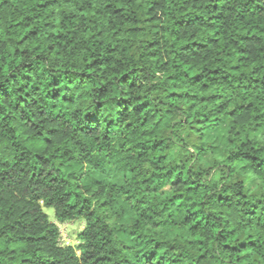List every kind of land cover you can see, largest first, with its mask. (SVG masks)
<instances>
[{
	"label": "clouds",
	"instance_id": "clouds-1",
	"mask_svg": "<svg viewBox=\"0 0 264 264\" xmlns=\"http://www.w3.org/2000/svg\"><path fill=\"white\" fill-rule=\"evenodd\" d=\"M181 2L182 0H175L176 7H172L171 2L166 4L165 0H160L162 7L158 8L154 15L160 16V23L164 24L166 21L163 19V8L167 7L168 12L176 14ZM211 2L220 3L222 6L220 11L225 13L227 25L222 26L223 21H217L215 25L216 28H220L224 32L222 39L225 44L229 40L239 41L237 32L243 33L249 25L264 24V13L258 16L250 13L246 20L242 22L239 20L241 7L246 0H200L198 10L201 14H205L204 5ZM107 3H111L113 9L105 8ZM152 3L153 0H52L51 7L46 3L44 9L36 8V13L39 15H34V19L36 24L40 26L47 20H52L55 23L56 18H67V23L63 26L62 37L65 42L60 44L59 50H56L58 38L56 35H49L56 29H60L61 25L57 24L56 29L51 27L42 29L40 36L36 38L37 42L43 45L38 59L37 48L33 47L31 43L32 38L30 37L29 42L22 44L21 32L9 29L7 23L0 19V69H3V65L9 56H14L16 48L22 50L28 48L29 51L23 53V59L25 62L32 60L34 63L33 72L29 73L33 76L31 83L40 82L44 85L42 93H47L51 91L47 87L48 81L57 78L62 81L59 88L65 94L64 100L75 98L74 103L68 104L60 99L54 101L57 107L49 110L53 113L66 114L64 119L56 124L45 123L39 130L45 135L48 134L47 129L49 127L62 130L53 137L57 142V148L60 151L66 147L73 148L71 155L76 158L77 163L81 164L79 171L83 172L87 179H75L76 173H73V176L65 177L67 183L59 180L54 182L46 171L43 176L39 177V180L42 181L39 185L29 184V181H25V186L36 188V192L39 194L38 199L32 202V206L37 209L36 216L45 210V205L55 211L56 208L53 205H57V201L62 198V203L57 205L59 210L63 211L70 203L76 204V209L71 210L73 213L83 207L81 215L86 218V228L89 233H94V235H88L76 241L82 245L78 250L67 249L55 237L50 239L47 246L41 248L40 251L49 255L59 253L60 264H84L82 255L86 251H91L98 243L102 244L107 238L112 240L108 247L118 250L114 256V261L125 264L123 258L133 260L134 253L142 243L147 247H152L156 242L154 237L164 241L156 258L158 264H240L238 260H235L230 253L223 249L225 242L239 244V240H221L217 237L216 232L223 229L226 238L234 232H239L240 239H245L243 230L246 225L242 217L257 201L260 204L256 215L264 218V164L257 168L255 162L243 157L239 158L237 162L227 158L230 152L257 153V149H259L258 154L264 156V90L257 92L251 90L237 91L233 93L232 97H227L226 99H234L236 96H244L245 98L251 96L255 104V113L244 115L237 123H233V119L228 118L226 113L223 114L222 124L212 119L213 128L219 126L230 129V131L225 132L223 138L212 141L204 139L207 134L206 128L196 130L195 121L191 124H174L187 111V107L181 105L176 110L180 115L174 112L173 116L166 120L163 128L157 125L156 129L148 130H158L156 139L164 140L167 146L164 149L166 152L164 160L161 162L155 152H149L145 157L146 162L136 161L135 171L132 176H129L130 160L136 156L137 137L131 135L130 128L125 127L127 121L117 119L116 103L113 96L123 94L135 97L136 95H143L153 99V102L155 99H166V90L172 87V83L166 81L163 71L160 70L161 63L165 59L168 60V64L164 67L174 72V78H178L176 79L177 86H181L182 82L186 83V78L183 75L185 61H178L172 55L173 52H179V42L176 41V37L171 35L166 38L153 36L151 33L153 25L151 23L144 25V17ZM256 4L264 5V0H251L250 9L254 8ZM116 6L122 7L123 13L113 14ZM9 10L17 15H23V12L20 11V5L14 0H0V18L8 17ZM213 14L210 10L207 13V15ZM134 16H139L140 23L148 30L145 33L148 39L161 40L158 48L152 49L158 53L156 60L137 58L140 51H144L147 55V50L137 47V45L142 46L146 42L145 40H135L124 36L113 37L112 34L117 27L123 31L124 18L127 17L131 20ZM167 23L170 25V21ZM89 27H91V34L88 32ZM101 30L102 34L96 37L94 34L101 32ZM192 32H200L203 36L213 34V31L206 28H193ZM257 35H262V33L258 31ZM181 39L186 40L188 37L185 36ZM106 40L108 41L106 47L119 46L118 50L112 53L114 59L102 66H96L91 77L82 75V73H87L91 66L88 57L95 58L98 56L102 42ZM48 44L52 46L51 49L47 47ZM242 46L247 47L248 45L242 42L236 44L237 48ZM124 48L127 51L119 50ZM252 48L254 55L250 56L249 60L254 59V62L245 65L248 69V75L252 74L253 68L259 70L264 66V53L260 52V49L264 48V36H262L260 43L258 45L253 44ZM229 50L233 54L235 53V49ZM255 53H259V55H255ZM216 57L217 51L214 47L211 52L201 54L199 57L189 56L187 62L193 68H199L201 72L205 71V66L208 68L217 66L227 68L236 62V60H231L227 64L218 65ZM15 63V59H13L9 70L18 71L17 79L20 84L27 83L21 79L24 70H17ZM132 66H136V72H129V75L138 77V83L142 84V88L129 89L119 82L118 75L116 78L113 76V74H120L129 70ZM142 68L143 71H141ZM2 78L3 76L0 75V79ZM247 82L245 80V83ZM100 84L109 86V93L103 97L104 104L101 111L105 117L116 121L115 134L109 140L103 139V125H101L99 132L90 136H85L77 128V122H83V113L89 111V105L101 99L96 91ZM150 85L152 88L149 87ZM14 86L18 87L19 85ZM198 87H182L181 90L197 92ZM203 111L207 112L208 109L204 108ZM6 114L7 112L0 113V162L7 160L9 162L7 167L11 168L14 157L19 158L20 151L32 146L35 136L31 130L23 128L20 129L19 137H15L14 134H7L3 127V115ZM130 119L133 121V127L139 123L135 115L131 116ZM37 123H39V118H37ZM155 123L153 120L154 125ZM257 123L260 124V128L254 131ZM10 126L13 128L20 127L16 121H12ZM25 132H27V136H25ZM13 139H18L22 147H13ZM145 143L150 145L152 141L148 140ZM121 144L126 146L125 155L122 158L112 159L114 152L121 150ZM161 163L165 169L171 168L175 171L179 167L181 175L189 184L193 181L203 182L209 186L211 193H222L230 198L228 204L224 206L215 203L214 197L210 196L208 192L197 198L205 201L201 209L202 216L212 219L213 222L212 226L208 228L203 227V224L201 225L200 233L204 238V248L209 250L203 261L198 259L202 250L199 247V242L192 239L189 226L183 222V216L188 214L189 209L196 206V202L190 199L192 194L186 189H176L177 193L184 192V196L181 197L183 205L178 208L176 200L171 198L172 190L169 187L171 179L174 177L168 178L167 185L157 184L155 192L152 191L151 187L147 191L141 187ZM23 166L24 163L22 162L20 167ZM55 167V164L50 165V168ZM4 170L5 167L0 164V172ZM53 174L60 175V173ZM35 179L29 178L30 181ZM122 185L123 187H121ZM77 192L79 196L76 195ZM85 197H87V203ZM141 197L143 199H140ZM105 200L108 201L107 204L104 203ZM244 200H247L248 204L245 205ZM121 201L124 203L121 204L120 211H117L114 205ZM124 211H129L131 215L125 218ZM89 212H91L90 216L87 215ZM168 212L172 213L171 217L167 215ZM209 213H213V216L209 217ZM140 214H143L145 223H177L179 235L172 238L165 237L163 235L164 228H161L160 233H153L151 236L139 234L137 228ZM133 217H137L135 222H133ZM252 219L255 221L256 217H252ZM40 223L43 230L47 231L48 225L43 218H41ZM168 231H176V228L170 227ZM8 235L11 233H0V264H19L23 256L31 257L28 264H37L34 255L36 249L30 247L21 251L18 247L17 252H11L6 244ZM181 236H186V238L180 239ZM253 237H258L256 249L255 251L249 249L248 255L244 259L248 261V264H264V229H255ZM125 244L130 247L125 249L123 247ZM173 244H176L177 247L173 248ZM180 253L183 255L181 256ZM65 255H72L73 258L64 261Z\"/></svg>",
	"mask_w": 264,
	"mask_h": 264
},
{
	"label": "trees",
	"instance_id": "trees-1",
	"mask_svg": "<svg viewBox=\"0 0 264 264\" xmlns=\"http://www.w3.org/2000/svg\"><path fill=\"white\" fill-rule=\"evenodd\" d=\"M14 2L20 5V11L23 15H17L9 10L8 17H3L5 23L9 29H14L22 34L21 43L29 42L31 37V43L33 47L37 48V59L39 58L43 45L39 44L36 40L41 34L42 29H47L49 27L56 29V25H61L60 29H56L55 32L49 33V35H56L58 38L57 48L59 50L60 44L65 41L63 37V26L67 23V18L60 19L56 18L55 23L52 20H47L38 26L34 19V15H39L36 13V8L44 9L45 4L51 7L52 0H14ZM171 2L172 7H176L175 0H165V3ZM251 0H246V2L241 7L239 14V20L242 22L248 18L251 13L258 16L264 13V5L256 4L254 8L250 9L249 5ZM35 5V7H33ZM200 6V0H182L179 4L176 14L168 12L167 7L163 8V19L166 21L164 24L160 23V16L154 15L158 8H161L160 0H153V3L148 7L147 14L144 17V25L151 23L153 28L151 33L153 36L167 37L175 36L178 43L179 52H173L172 55L178 61H185L183 64L184 68V78H186V83L182 82L181 86H177L176 79L174 78V72L170 71L169 68L164 67L168 64V60L165 59L161 63V69L163 71L166 81L172 83V87L166 90V99H153L146 98L143 95H136L135 97L130 95H118L113 96L116 103V117L118 120L127 121L125 124L126 128L131 129V135L137 137L136 142V156L130 160L131 167L129 169V176H132L135 171V164L137 160L141 163L146 162L145 157L149 152H155L157 158L161 162L166 157V152L164 149L167 147L164 140L156 139L158 134L157 131H148L149 129H156L159 125L163 128L166 120L171 118L175 114L180 115L176 110L180 108L181 105L187 107V111L183 113L180 119L176 120L174 124L179 123H189L191 124L195 121V128L199 131L201 128H206L207 134L204 136L206 140L208 135L222 127L213 128L211 120L223 123V114L226 113L228 118L233 119V123H237L246 114L255 113V104L251 96L245 98L244 96H236L234 99H226L227 97H232L233 93L237 91H248L257 92L259 90H264V66L259 70L253 68L252 74L248 75V69L245 65L250 62V56H253V44H259L262 36H264V24L258 26L249 25L248 29L243 33L237 32L239 36V41L229 40L227 44L224 43L222 37L224 32L220 28H216L217 21H223L222 26L227 25V20L225 19V13L220 11L221 4L218 2L206 3L205 14H201L198 10ZM105 8L113 9L111 3L105 4ZM135 10V9H133ZM214 13L213 15H207L208 11ZM124 9L120 6H116L113 14L123 13ZM32 13V14H29ZM43 19V17H40ZM170 21L169 23H167ZM91 23V21H90ZM144 25L140 23V17L134 16L129 20L127 17L124 18V29L121 31L119 27L113 32V37L124 36L127 38H132L135 40H145L146 42L141 46L137 45L138 48H143L147 50V55L144 51H140L138 55L139 58L145 60H156L158 58V53L152 51V49H157L161 44L160 39H148L145 35L148 31ZM193 28L197 29H208L213 31L212 35L203 36L200 32H192ZM260 31L262 35H257ZM89 34H91V27L88 29ZM101 32H96L94 35L99 37ZM188 37L186 40H182V37ZM199 36V38H197ZM238 42H242L247 47H236ZM114 43V42H113ZM108 41L102 42L101 51L98 56L92 58L88 57L90 61V67L87 73H82V75L91 77L93 70L96 66H102L105 63L111 62L114 59L112 53L116 52L119 48L118 45L113 47H106ZM218 46V47H217ZM49 49L52 48L50 44L47 45ZM217 51V64H227L228 61L236 60L229 67H211L205 66V71L201 72L199 68H193L190 63L187 62V58L199 57L201 54L209 53L213 48ZM229 49H235V53ZM121 51H127L126 48L119 49ZM29 51L28 48H16L14 50V56H9L7 62L4 63L3 69H0V75L3 76L0 79V113L7 112L3 115V127L7 134H14L15 137L20 136V129H28L34 133L35 140L33 145L26 148L24 151H20L19 158L14 157V162L11 168H8V161L4 160L0 162L2 166L5 167L3 172H0V233H11L7 236L6 244L11 250V252H17V248L21 251L27 249L35 248L34 253L36 257L37 264H60L58 259L59 253L54 255H49L47 253H42L41 248L47 246L48 241L53 237L58 239L60 242V228L59 225L50 220L49 214L43 210L40 212L39 216L35 213L37 209L32 206V202L36 201L39 194L36 192V188L25 186V181H29V184L39 185L42 181L39 180L40 176H43L47 171L48 175L51 177L52 181H60L67 183L65 179L66 176H73L76 173L75 179H80L85 177L83 172H80V163H77L76 158L71 155L73 151L72 147H66L63 151L57 148V142L53 137L59 134L62 130L58 128L49 127L47 129L48 134L45 135L39 129L45 124H56L58 121L64 119L65 115L61 112H51L49 109H55L57 105L54 101L60 99L64 100L65 94L61 92L59 85L62 83L57 78H53L48 81L47 87L51 91L47 93H42V85L40 82L31 83L33 76L29 73L33 72L34 63L32 60L27 62L23 59V53ZM261 53H264V48L260 49ZM223 53V55H220ZM259 55V53H255ZM15 59V68L17 70L23 69V75L21 79L27 83L20 84L17 79L18 71H10L11 62ZM158 70V71H160ZM143 71V68L141 69ZM129 72L135 73L136 66H132L129 70L123 71L120 74H113L114 78L118 75L119 82L124 84L129 89H139L142 88V84L138 83V77L130 76ZM245 80L248 82L245 83ZM19 85L14 86V85ZM197 92L182 91V87H192L197 88ZM152 88V86H149ZM218 89V90H217ZM101 99L93 102L89 105V111L83 113V122H77V128L79 132L83 133L85 136L93 135L100 131L101 125L104 127V140H109L113 137L116 131V121L110 120L104 116L101 111L104 100L103 97L109 93V86L107 84H100L98 89H96ZM66 104L74 103L75 98L70 100H64ZM47 105V107H45ZM234 105V106H233ZM7 106V107H5ZM215 106V107H213ZM204 108L208 111L204 112ZM200 113V115H197ZM135 115L139 123L133 127V121L130 119L131 116ZM37 118H39V123H37ZM155 120V125L153 124ZM12 121H16L19 124V128H13L10 126ZM106 121V123H105ZM67 123V121H65ZM260 124L255 125L254 131L259 130ZM230 131V129H226ZM27 136V132H25ZM151 140L152 143L149 145L145 143ZM247 143V141H245ZM13 147L20 148L22 145L19 144L18 139H13ZM126 146L121 144V150H116L112 155V159L122 158L125 155L124 149ZM58 153V154H57ZM259 149L257 153H248L236 151L234 153L230 152L228 154V159L233 162H237L239 158L243 157L256 163V167H261L264 164V156H260ZM24 163L23 167H20L21 163ZM86 163V161H85ZM55 164V168H50V165ZM53 173H60L59 176ZM30 177L36 178L35 180H29ZM164 179H161V178ZM174 177L170 182V190H172V199L176 200L177 207L180 208L183 205V200L181 197L184 196V192L181 191L177 193L176 189H186L190 192L191 200L196 202V206L193 209H189L188 214L183 216V222L189 226V230L192 232V239L199 242V247L202 249L198 259L203 261L208 255V249L204 248V238L201 236L200 229L201 225L208 228L212 226L213 222L210 218H204L201 214L202 206L205 204L203 199H197L208 192L210 196L214 197L215 203L224 206L227 205L230 198L223 195L222 193H211L208 185L203 184V182L193 181L189 184L184 180L180 173L179 167L174 171L171 168L165 169L161 163L160 166L155 168L151 176L145 180L141 185L145 190L149 187L152 191H156L157 184H168V178ZM150 181V183H149ZM123 187V185L121 186ZM79 196V193H76ZM239 195V193H238ZM87 203V197L84 198ZM127 199V197H125ZM140 199H143L141 197ZM50 203V202H49ZM62 203V198L57 201V205ZM105 204L108 203L107 200L104 201ZM121 201L119 204L114 205L117 211H120ZM243 203L248 204L247 200ZM260 202L252 204L251 208L245 212L242 219L245 220L244 235L245 239H240V233L234 232L230 237L225 236L224 230L220 229L216 232V235L221 240H239V244L225 242L223 244V249L230 253L235 260H238L240 264H248V261L244 259L248 255L249 249L255 251L257 246L258 237H253V231L255 229H264V218L258 217L256 215L259 208ZM57 205H53L55 210V217L59 222H65L75 219H84L85 226L79 233V239L86 237L88 235H94V233H89L86 228V218L81 215L83 212V207L76 210L73 213L71 210L76 209L75 203L68 204L67 208L63 211L59 210ZM126 207V205H125ZM48 208V205H45ZM88 216L91 212L87 213ZM124 217L127 218L131 215L129 211H124ZM167 215L171 217L172 213L168 212ZM209 217L213 216V213L208 214ZM252 217H256L253 221ZM44 219V222L48 225L47 231H44L41 227L40 220ZM99 219V217H97ZM137 217H133V222H135ZM139 223L137 232L144 236H151L153 233H160L161 228H164L163 235L165 237H176L179 235V226L177 223L173 224H161L160 222H150L145 223L143 214L138 217ZM106 227V226H105ZM170 227L176 228V231H168ZM142 230V231H141ZM156 242L152 247H147L143 243L138 246L137 251L134 253L133 260H128L126 257L125 264H158L157 257L159 255L161 244L164 242L158 237H154ZM186 236H181L180 239H185ZM112 243L111 238L104 239L102 244H97L91 251H86L82 255V260L84 264H120L119 261H114V256L118 253V250L111 249L108 247ZM67 249L72 250L73 248L78 250L82 247L81 244L77 246L65 245ZM125 249L130 246L123 245ZM173 248L177 247L176 244L172 245ZM182 256L183 253H180ZM72 255H65L63 257L64 261L71 260ZM31 260L30 256H23L20 259L19 264H28Z\"/></svg>",
	"mask_w": 264,
	"mask_h": 264
},
{
	"label": "rangeland",
	"instance_id": "rangeland-1",
	"mask_svg": "<svg viewBox=\"0 0 264 264\" xmlns=\"http://www.w3.org/2000/svg\"><path fill=\"white\" fill-rule=\"evenodd\" d=\"M225 132L226 129L224 127L217 129L211 132L206 140L212 141L217 138H223ZM45 211L49 214L50 220L59 225L61 244L77 246L79 243H76V241L79 240L78 235L85 226V220L75 219L65 222H59L55 217V211H52L49 208H45Z\"/></svg>",
	"mask_w": 264,
	"mask_h": 264
}]
</instances>
